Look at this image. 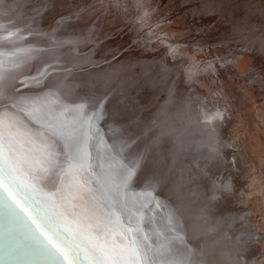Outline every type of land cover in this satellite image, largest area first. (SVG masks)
Instances as JSON below:
<instances>
[{"label": "snow or ice", "instance_id": "obj_1", "mask_svg": "<svg viewBox=\"0 0 264 264\" xmlns=\"http://www.w3.org/2000/svg\"><path fill=\"white\" fill-rule=\"evenodd\" d=\"M19 51L27 55L9 61L17 70L33 50ZM22 76L0 53V264H198L179 209L154 226L152 191H133L139 161L105 140L103 101L23 96Z\"/></svg>", "mask_w": 264, "mask_h": 264}, {"label": "bare ground", "instance_id": "obj_2", "mask_svg": "<svg viewBox=\"0 0 264 264\" xmlns=\"http://www.w3.org/2000/svg\"><path fill=\"white\" fill-rule=\"evenodd\" d=\"M8 6L10 7V3L8 2V0H0V13H2L0 14V25L3 26L2 30H0V34H2L4 37L12 34L13 37L10 40L3 41V48L0 49V53H2L3 59L5 60V70L6 71H11L13 73H15L16 71H20L23 73V76L21 78L22 79L27 78L28 80L27 86L21 87L19 84H17L18 93L23 96L37 97V96H44L51 92L59 96V98L64 103L70 104V105L86 102L91 106L97 101L102 100L104 104V113H103V119L100 120L99 124L104 134V138L106 141H108L109 144H115L118 147L122 148L123 156L126 161H133V160L139 161V164L137 167V175L135 176L132 182V188L135 193H143L148 190L152 191L154 203L152 205L153 211L150 213V215L154 218V226H155V221H159L161 222V224L167 223V217H168V214L171 212V210L179 209L180 216H179L178 230L184 236L187 246L193 249L195 253H197L194 259L198 261V264H238V263L232 262L231 247L228 246L229 237H230V234L233 232V230L230 233L227 232L229 237H227L226 232L224 230L221 231L217 223L218 221L216 219L215 220L212 219V209L211 208L209 209L208 207H204V205L202 204L204 202L202 200H198L194 192L191 190V187L188 183V171H189V168L190 169L193 168V165H194L193 161L197 159L199 151L201 152L202 150H205L207 148L204 151L205 152L204 155L208 156L212 153V149H209L210 147L208 148L207 145L209 144H207L206 142H209V143L211 142L212 145L217 143L218 145L221 144L222 146H225L223 150H222L223 147H218V148H221L219 150L220 152L222 150L221 153H223L225 155V158H227L228 162L226 163L228 164H231L233 162L231 155L232 154L234 155V153L236 156L234 157L238 161H242L241 159H239L238 157L239 155H243V154L245 155V152H247L248 155L249 154L251 155V153H253V158H251V160L253 161V164L256 165V168L254 170H261V169L264 170L263 168L264 166L260 162L261 159L264 157V150L263 148L260 150V147H258V146H261L262 144H260L255 139L251 140L249 139V137H247L248 138L247 139L246 136H244L245 131H243V129L240 130V128H244V130L246 129V127L249 128L251 123L252 124L257 123L258 127L256 126V128H259L260 130L264 128L263 127L264 118L261 119L262 115L264 117V109H261L264 105L261 108L259 105V104H264V85L260 86V88L259 86H257V88H255L254 86V84L257 82H260V79H261V78L260 79L257 78L259 81L254 79L255 78L254 75L256 76L258 71L252 74V71L250 70L251 74L253 75V78H252V75H249V78L251 77L252 79H249L247 76V71L250 68H254L255 67L254 65L258 64V61H260L259 63L263 62V59L261 60V58H263V55L262 56L256 55V53H254V49H251V51L245 50L243 53H240V54L236 52L232 53L233 56L230 55L231 58L229 57V60H226V58H224L225 60L224 61L222 60V62L220 61V63L213 62V63H210V65H208V64H205L204 61L203 63L200 61L197 62L198 61L197 57L199 56H197L196 54H195L196 56L193 54L192 55L197 61L192 58L195 62L192 63V60L190 62V60H187V58L189 57L187 56V54H189L191 57L190 51L188 50V52H183L182 50L185 51V49L182 48L181 50V47H179L178 45L179 49L181 50L180 52H183L182 56H184L185 53H186L185 57L187 56L185 63L184 61L182 63H184L185 65L187 62V65H189V62H190L192 64L190 66V69L193 71V73L191 71L189 72V69H188V73H191V75H189L185 73L183 70L182 73L185 74L183 77L185 81H183L182 73L179 68L180 61H178V56H177L178 53L177 54L174 53V51L176 52L179 50L178 47H177L178 50L177 49L172 50L173 54L170 49L169 55H167L164 51L165 49L159 48L158 45L154 42L156 38L152 40V38L148 36L149 35L148 33H146L147 34L146 35L144 31L143 32L135 31V28H134L132 29L134 32L130 31L129 38H131V40L137 44L138 52L135 54L131 52L129 54L131 57V60H127V58H123L122 60L118 62H113L110 65H104L98 68H94L87 75H84L82 77L80 76L81 75L80 73H76L75 79L71 77V75H68L67 77H65V75L67 74H62L59 76L50 75L52 76L51 78L52 80L49 79L50 76H47L45 78L44 77L41 78L40 82L37 83L34 80H32V77L37 76L38 72H40L41 69H44L45 66H47V73H48L51 70V68L54 67V65L57 63L58 58H56L57 60L55 61L53 57H50L49 58L51 60L50 62L47 61V63H43L42 65L37 66V61L35 60L36 53L32 52L31 53L32 59H30L26 64L22 65L20 69L17 70V69L12 68V65L9 63V61L14 60L16 56L27 55V53L23 51H19V50L27 49L26 46L25 47L23 46V42L21 41V39L22 37L26 36V33L30 32L31 29L30 30L26 29L23 25L19 23L15 25L14 18L6 15V13L8 14L9 12H12L11 8H13V7L9 8ZM107 6L109 5H106L105 7ZM6 8H8L7 12H6ZM110 8L112 9V6ZM134 8H135V13H136L137 11L136 8H140V7L136 6ZM262 11L264 13V9ZM111 12L113 11L111 10ZM111 12L108 11V13L110 14ZM118 15H119L118 21L126 20V18L129 16L128 11L126 10V7H123L122 10H120V12L118 13ZM109 19L111 20V18ZM106 20L107 21L104 20L103 22L106 25L102 27L105 30H107L109 27L111 28L118 27L119 25V24H116V22H112L113 19L111 20L113 24L110 21L108 22V18ZM178 24L179 22L177 21V26ZM42 28L43 27L39 26L38 31L36 32H41ZM112 30L114 31V29ZM153 31L154 30H151L150 32L152 33ZM102 32L103 31H101V34ZM179 35H181V33H179L178 30H176L175 32H170V36L172 37L174 41H177V42L178 40L183 41L186 38V37L183 38L184 36L180 38ZM169 37L167 38L169 39ZM187 38H190V37H187ZM43 40H46V39H43ZM23 41L24 43L27 42L26 40H23ZM121 41L122 40L119 39L118 42H121ZM183 43L185 42H182L180 44H182L185 47ZM165 44H162V45H165ZM185 44L187 45L188 43H185ZM170 48H172V46ZM189 48H192V47L191 46L190 47L188 46V48L186 47V49H189ZM196 51L197 50L194 49L195 53ZM64 54L67 55L66 52ZM93 55H94L93 53L89 54L88 56H84L83 59L88 64L93 65L94 64V60L92 58ZM179 55L181 56V53H179ZM219 55H216V56L218 57ZM236 55L237 56L241 55V57L236 58L235 57ZM68 58L72 59L69 61H72L73 63L76 62V59L73 58L72 55H69ZM212 58L210 56V58L208 59H211L213 61ZM54 61H55L54 65H51ZM154 66L156 67L154 68ZM149 68L151 69L149 70ZM145 70H147V73H145ZM136 71H140L143 74H146V76L152 75V79L147 80V81L142 80L141 82L137 80L135 81L132 78V76L133 75L136 76ZM210 71L213 72L215 79L213 78L211 79L210 74H209ZM234 71L236 73H234ZM259 73L261 72L259 71ZM241 75L243 78L241 77ZM108 76L112 79L117 77L116 78L117 80L118 79L120 80V78L122 80L123 78V81L126 80L127 83L130 79H133V81L139 84L140 93L143 96H146V99H148L147 101L154 99L160 104V107L161 105H165V112H164L165 115H164V118L161 119V121L158 120L160 121L159 125L156 126L154 122L151 120L158 130L155 134L154 132H152L151 137L147 136L150 134V133L148 134L147 132H150L151 129L155 128L153 126L151 127L149 126V122H146L147 119L145 120V123L147 124H144V123L143 124H144V127H146L145 125H148L149 126L148 129H146L148 126L144 129V127L142 128L139 127L138 124L129 125V121L130 120L132 121V118H134L133 117L134 112L133 111L132 113L129 112L130 108L129 110H127L128 108L126 109L124 106V103H125L124 99L127 98L126 94L128 93H125L124 95L122 92L115 89L116 86H114L113 83L111 85L110 83L105 84L104 82H108V79H107ZM257 76H262L263 78L262 80L264 84L263 74L262 73L260 75L257 74ZM208 77L211 80H214L215 84L213 83V81L211 82ZM98 78H101L102 82L105 85H107L106 86L107 89H105L103 96H100L97 98H91V97H88L89 96L88 93H86L85 91H81L79 89L77 80H82V83L80 85H82L84 90H88V92L91 93L92 90L98 86L96 82ZM253 79L255 81L254 83H252V81H249ZM63 81L69 82L70 84H65L63 83ZM237 81H239V83L243 81L244 85L242 87L237 85L238 84ZM208 82L209 83L211 82V84L215 85L216 88H219V86L217 85V82H218V84L220 85V88L222 87L221 90L224 91V94L226 91V87L228 86L227 90H229L230 93L227 92L229 93L227 94V98L226 99L222 98L220 100V97L218 96V94L216 95V98H215L214 93L216 89L215 87L213 88V86L211 85L212 88L215 90H212L213 93L210 92V89L212 88L210 87ZM207 83L209 85L208 88H210L209 91L207 90L208 89ZM234 86L236 88H234ZM131 90L137 91L136 87L133 85L131 86ZM123 91H126V90H123ZM208 92L212 94H209ZM221 92L222 91H220L219 94H221ZM257 96L259 97L257 98ZM159 97H161V99ZM131 99L130 101H133L134 98L132 100ZM257 100H258V103H257ZM260 100L262 101V103H260L261 102ZM144 101L146 100L143 99V102ZM143 108L145 107L143 106ZM135 111L138 112L136 109ZM129 113H131L132 116L131 114L129 115ZM236 121H237V125L235 126L234 123ZM151 123L150 125H153ZM140 126L142 125L140 124ZM231 126L235 127V131H233V134H234L233 136L230 135V133H228L227 131L228 129L232 128ZM32 127L35 129V128H38L39 126L32 125ZM254 128L255 127L253 128L251 127V129L255 130L256 128L255 129ZM142 129L144 131L143 133H141ZM257 130L258 129H256V131ZM262 132H263V129H262ZM145 134L147 135L145 136ZM254 134H256L254 135L256 136V138L257 136H260L258 135L257 132H255ZM242 136H244L245 139H243ZM148 137H150L151 139ZM226 137L228 138L227 139L228 141H226L225 139ZM250 141H253V143L251 142L250 144ZM152 142L154 144L156 143V145L158 144L159 147L158 146L157 147L160 148L159 155L157 154L156 151H154L155 149L153 147ZM138 143L139 145L136 146V144ZM261 147H264V144ZM237 150H240V151H237ZM221 155H219L218 157L220 158ZM218 157H216V159ZM102 158H103V152H102ZM213 159L216 160L214 156H213ZM221 159H222V156H221ZM221 159L220 161H222ZM262 161H264V158ZM219 163L220 162L218 161V164L217 163H214V164L219 165ZM237 164H239V166L241 167V164L239 162ZM199 165H202V164L200 163ZM211 167L212 165H210V168ZM204 168L205 167H203V169ZM210 168H209V171H210ZM204 172H205V169H204ZM247 174L245 175L247 176ZM263 176H264V171H263ZM207 178L206 180H210ZM212 180H214V178ZM248 180H249L248 184L242 181L243 185L247 186L248 188H249V185L250 186L253 185V187L254 188L256 187V189L259 191L261 195L260 197H258V199H255V201L257 202V200H259L258 202L260 203L259 207L257 206L258 207L257 209L260 210V215L257 216V218L261 217L262 221L264 222V183H260V184L256 183L254 180V176L249 177ZM150 185H152L151 188L149 187ZM214 185L216 186V184L214 183L212 186V189ZM203 189L204 188H202V190ZM209 194L210 193H208L207 196H209ZM245 196H248V195L245 194ZM245 198L246 197H244V199ZM249 199L250 198H247L246 200H249ZM157 203L160 204L161 207H156L155 205ZM243 205L240 203L238 208L235 209L238 213V216H240L241 218V219L239 218L240 219L239 222H241L240 224H242V226L240 225L241 226L240 227L238 225L237 227L238 232L236 233V231L234 230V232L232 233L233 235L231 234L232 236H234L233 237V240H234L233 249L235 250L236 246H238L237 248H240V247L243 248L245 245L243 246L241 244L242 245L241 246L239 244L240 243L239 241L243 240L244 237L248 235L247 236L248 238H251L252 240H254L252 242H254L253 246L256 248V251L253 250L254 253H251L254 255L255 252L260 251V248H259L260 246L258 244H260L261 246L262 245L264 246V238L262 239L257 238L258 235L256 234H259L260 232H258V230L255 227L257 223L254 220V217L252 216L254 215V213L252 212L253 210H251L250 208H247L248 203L245 204L244 207ZM241 210L243 212L242 215H241ZM215 211L217 212V210ZM216 212H213V213L217 214ZM251 213L253 214L251 215ZM262 236L264 237V235ZM244 241L246 240L244 239ZM257 241H259L260 243ZM232 242L233 241L230 242V245ZM244 248H246V246ZM261 257H264V256H261ZM251 258L253 259V257ZM256 258L257 257H255V259ZM249 261L254 263V260L253 261L249 260ZM260 263L264 264V261Z\"/></svg>", "mask_w": 264, "mask_h": 264}, {"label": "rangeland", "instance_id": "obj_3", "mask_svg": "<svg viewBox=\"0 0 264 264\" xmlns=\"http://www.w3.org/2000/svg\"><path fill=\"white\" fill-rule=\"evenodd\" d=\"M59 1L60 0H8V2L10 3V7L9 6L8 7L9 8L13 7V8H11L12 12H9L8 14L6 13V15L14 18L15 25L19 23L23 25L26 29H29V30L31 29L30 32L26 33V36L22 37L21 41L23 42L24 47L26 46L27 49L31 48L33 50L32 52L36 53L35 60L37 61V66L42 65L43 63H47V61L50 62L51 61L49 59L50 57H53L55 61L57 60L56 58H58L59 62L57 61V63L54 65L55 63L54 61L51 64V65H54V67L52 68L50 67L51 70L46 74L45 77L50 76V75L59 76L62 74H67L65 75V77H67L68 75H71V77L75 79L76 73H80L81 74L80 76L82 77L84 75H87L94 68H98L104 65H110L111 63L118 62L122 60L123 58H127V60H131V57L129 54L131 52L133 54L138 52L137 44L133 42L131 38H129V33L130 31H133L132 29L134 28H135V31H140V32L144 31L145 34L148 33L149 34L148 36H150L152 40L156 38L155 39L156 41L154 40V42L158 45L159 48L165 49L164 51L167 55H169L170 49L172 52V50L177 49L178 45L179 47H181V50L182 48L185 49V51L182 50L183 52H188L189 50L191 57L189 54H187V56H189L188 57L189 59L187 58V60H190V62L192 60V63L195 62L194 60H196L193 56L195 54L199 56L197 57V60H198V61L196 60L197 62L200 61L203 63L204 61L205 64L210 65V63H213V62L220 63V61L222 62V60L223 61L225 60L224 58H226V60H229V57L231 58V56H233L232 53L234 52L240 54V53H243L245 50L251 51V49H254V53H256V55H259V56L263 55V58H261V60L263 59V62L259 63L260 61H258V64H255L254 68H250L247 71V76L249 78V75L254 74L256 71H258L257 72L258 75L262 73L264 76V73H263L264 71H262L264 70V17H262L264 16V13L262 11L264 9L263 8L264 0H135V1L134 0H111V1L110 0H65V1L61 0L62 2L60 1V3ZM106 5H109V6L105 7ZM110 5L112 6V9L110 8L111 7ZM136 6H139L140 8H136L137 11L135 13L134 7ZM123 7H126V10L128 11L129 16L124 21L123 20L118 21V16H119L118 13L120 12V10H122ZM108 8L111 9L113 12H111V10H109ZM107 10L111 12V14L108 13ZM7 11H8V8H6V12ZM107 18H108V22L109 21L111 22V20L113 19L112 22H116V24H119L118 27H115V28L109 27L107 30L103 29L102 27L106 25L103 22L104 20L107 21L106 20ZM109 18H111V20ZM177 21L179 22L178 26H177ZM39 26L43 27L42 31L36 32L38 31ZM112 29H114V31ZM151 30H154V31L151 33L150 32ZM176 30H178L179 33H181V35H179L180 38H182L183 36H184L183 38L186 37L184 39L185 41L178 40L177 42L172 39V37L170 36V32H175ZM101 31H103L102 34H101ZM12 37H13L12 34L8 35L6 36L5 40H10ZM167 37H169L170 40ZM187 37H190V38H187ZM43 39H46V40H43ZM119 39L122 41L118 42ZM23 40H26L27 42L24 43ZM182 42H185L188 44L186 45L185 43H183L185 45L184 47L182 44H180ZM162 44H165V45H162ZM171 46L172 48H170ZM188 46L189 47L191 46L192 48L186 49V47L188 48ZM194 49L197 50L196 53L194 52ZM181 50L179 49L176 52L174 51V53L176 54L178 53L177 55L178 61H180L179 68L181 70V73L184 70L185 73L191 75V73H188V69H189V72L191 71L193 73V71L190 69V66L192 64L189 62V65H187V62H186V64L184 65L187 56L185 57L186 53L184 54V56H182L183 52H180ZM65 52L67 53V55L64 54ZM92 53L94 54L92 56L94 60V64L90 65L87 62H85L83 57L88 56L89 54H92ZM179 53H181V56L179 55ZM215 54L216 55L220 54V55L217 57ZM69 55H72V57L76 59L75 63H73L72 61H69V60H72L68 58ZM210 56L211 58L213 57L212 58L213 61L211 59H208L210 58ZM235 57L240 58L241 55H238V56L236 55ZM183 61L184 63H182ZM155 67L156 66H154V68ZM150 69L151 68H149V70ZM250 70L252 71V74ZM259 71L261 73H259ZM145 73H147V70H145ZM234 73L236 72L234 71ZM209 74H210L211 79L212 78L215 79V76L212 71H210ZM257 74L256 76L254 75L255 77L254 79L257 81H259L258 79L260 78L261 79H260V82L255 83L257 85L254 84V86L255 88H257V86H259L260 88V86L264 85L263 80H262L263 78L262 76H257ZM184 75L185 74L182 73L183 81H185L183 78ZM51 78L52 76L49 77L50 80H52ZM116 78L117 77L112 79L108 76L107 77L108 82H104V83L105 84L110 83V85L113 83V85L116 86L115 89L119 90L124 95L125 93L129 94V95L126 94L127 98L124 99L125 108L126 109L128 108L127 110H129L130 108L129 112L131 113L132 111L134 112L133 113L134 118H132V121L131 120L129 121V125L138 124L139 127L142 128L144 127V124H147L145 123V120L147 119L146 122H149L150 127L151 126L155 127V125L158 126L161 119L164 118L165 105H161L160 107V104L154 99L147 101L148 99H146V96H143L140 93L139 84L135 82L136 80L139 82H141L142 80H146V81L151 80L152 75L146 76V74H143L140 71H136V76L134 75L132 76V78L135 81H133V79H130L131 81L129 80L128 83L126 82L125 79H124L125 81H123V78L122 80L121 78L120 80L119 79L117 80ZM252 78H253V75H252ZM252 78L250 77L249 79H252ZM211 79L209 78V80L211 82L213 81L214 83V80H211ZM254 79L249 80V81H252V83H254L255 82ZM96 82L98 86L95 87L91 93H89L88 90H84L82 85H80L82 83V80H77L79 89L81 91H85L86 93H88L89 96L88 95L87 96L91 98H97V97L103 96L105 89H107L106 87L107 85H105L102 82L101 78H98ZM211 82L210 83L208 82V83L211 88L212 86L214 88L215 85L211 84ZM63 83L70 84L69 82H64V81ZM208 83H207V88L209 87ZM237 83H238L237 85L241 87L244 85L243 81L241 83L237 81ZM132 85L136 87L138 92L131 90ZM217 85L219 86V88L215 87L216 90L213 88L212 89L208 88L207 90L209 91L210 89V92H212V90H215V93H216V94L214 93L215 98H216V95L218 94V96L220 97V100L222 98L226 99L227 94L230 93L229 90H227L228 86L226 87V91L224 94V91L221 90L222 87L220 88V85L218 84V82H217ZM234 88L236 87L234 86ZM123 90H126V91H123ZM219 90L222 91L221 94H219L220 93ZM210 92L208 93L209 94L213 93V92L212 93ZM131 97L132 99L134 98L133 101H130ZM258 97L259 96H257V98ZM159 98L161 99V97ZM143 99L146 101L143 102ZM140 103L143 105H141ZM257 103H258V100H257ZM260 103H262V101ZM146 105H148L149 107ZM259 105L261 108L264 104H259ZM143 106L145 108H143ZM135 109L138 112H136ZM261 109H264V106ZM131 113H129V115ZM262 118H264L263 115L261 116V119ZM151 120L154 122L155 125L153 124ZM139 122L142 126H140ZM150 123L153 125H150ZM234 125L235 126L237 125V121L234 123ZM257 125H258L257 123H253V124L251 123L249 128L246 127L245 130L244 128H240V130L243 129V131L246 132V133L244 132V136H246V138L249 137V139L251 140L255 139L260 144H262L261 146H263L264 128H262L263 129V132H262V129L260 130L259 128H256ZM145 126L147 127L148 125H145ZM149 126L147 128L144 127V129L145 128L148 129ZM251 127L252 128L255 127L258 130L256 131L255 128H254L255 130H253L251 129ZM157 131H158L157 127H155L151 129L150 132H147L148 134L150 133L149 135L145 134V136L147 135L151 137L152 132H154L155 134ZM227 131L228 133H230V135L233 136L234 135L233 131H235V127H232L228 129ZM143 132L144 131L142 129L141 133ZM253 132L254 133L257 132L258 135L261 136V138L260 136H257L256 138V136H254L256 134H254ZM244 136H242L243 139H245ZM228 138L227 137L225 138L226 141H228L227 140ZM251 142L253 143V141H250V144ZM206 143L209 144L207 146L208 148L210 147L209 149H212V153L210 155L207 154L209 156L208 157L204 155L205 154L204 151L207 148L205 150H202L201 152L199 151L198 157L200 158L197 157V159L193 161V164H194L193 168L191 169L189 168L188 183L191 187V190L194 192L198 200H202L204 202L202 203L204 207H208L209 209L210 208L212 209V219L214 220L216 219L218 221L216 222L218 223L219 228L221 229V231L224 230L226 232L227 237H229L228 233L232 232V230L233 232L234 230L236 231V233L238 232V229H237L238 225L242 226V224H240L241 222H239L241 218L240 216H238V213L235 209L238 208L240 203L242 205L244 203L245 204L248 203L247 208H250L251 210H253L252 212L254 213V215H252L253 213H251V215L254 217V220L257 223L255 225L256 229L258 230V232H260L259 234H256L258 235L257 238L259 239L264 238L262 236L264 235L262 234L264 233V222L262 221L261 217L257 218V216L260 215V210L257 209L260 203L258 202L259 200H257V202L255 201V199H258V197H260L261 195L259 191L256 189V187L255 188L253 187V185L251 186L249 185V188H248L247 186H244L242 183L243 181L248 184V181H249L248 178L251 176L252 177L254 176V180L256 183L258 184L264 183V176H263L264 170L262 169L254 170L256 168V165L253 164V161L251 160V158H253V153H251V155L250 154L248 155V153L245 152L246 156L244 154L239 155L238 157L242 161L236 160L235 158L236 156L234 153V155L233 154L231 155L233 162L231 164H228L226 163L228 162L227 158H225V155L221 153L222 150L225 148V146H222L221 144L218 145L217 143L212 145L211 142L210 143L206 142ZM137 145H139V143L136 144V146ZM157 146L158 144L156 145V143L155 144L153 143V147L155 149L154 151H156L157 154L159 155L160 148H158L159 146L158 147ZM261 146H258L260 147V150L262 148L264 150V147H261ZM218 147H223L221 152L219 150L221 148H218ZM237 151H240V150H237ZM202 154L204 155V157ZM212 155L214 156L215 159L216 157L221 155L222 159L220 156V158L218 157L216 160H214ZM202 158H204L205 160ZM263 158L261 159L260 162L264 166V161H262ZM220 159L222 161H220ZM233 159L235 160V162ZM218 161L222 165L220 163H219L220 166L217 165ZM238 162L241 164V167L239 166V164H237ZM200 163L202 165L204 163V165L203 166L199 165ZM214 163H217V164H214ZM210 165H212L211 168H210ZM217 166H219L220 168ZM203 167H205L204 168L205 172H204ZM209 168H210V171H209ZM245 174H247L248 177ZM244 176H246L247 178ZM206 178L210 179L211 181L206 180ZM213 178L214 180H212ZM204 182L206 183V185ZM214 183L216 184V186L214 185L212 189V186ZM208 187L210 190L208 189ZM202 188L204 189L202 190ZM208 193H210L211 195L209 194V196H207ZM245 194L248 195L249 197L245 196ZM244 197L246 198L244 199ZM247 198H250V199L246 200ZM215 210H217V212ZM213 212H216L217 214ZM242 213L243 212L241 210V215ZM235 217H237L238 219ZM231 234H230V237L233 235ZM247 236L244 237L246 241H244L243 239L239 241L240 242L239 244L240 245L242 244L243 246L245 245L246 248L247 247L248 248L247 249L244 248L245 246L243 248L241 247L237 248L238 246H236L235 250L233 249L234 248V244H233L234 236H232L231 238L229 237L228 246L231 247L232 262L238 263V264H256V263L261 264L260 262L264 261V257H261V256H264V246L263 245L261 246L260 244L257 243L260 246L259 247L260 251L255 252L254 255L251 254V253H254L253 250L256 251V248L253 246L254 242L252 241L254 240H252L251 238H248ZM230 240L233 241L231 245H230V242H231ZM251 257H253V259ZM255 257L257 258L255 259ZM249 260H252V261L254 260V263Z\"/></svg>", "mask_w": 264, "mask_h": 264}]
</instances>
